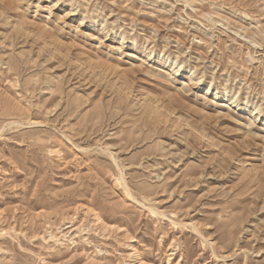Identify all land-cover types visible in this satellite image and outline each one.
Instances as JSON below:
<instances>
[{
    "label": "rangeland",
    "instance_id": "rangeland-1",
    "mask_svg": "<svg viewBox=\"0 0 264 264\" xmlns=\"http://www.w3.org/2000/svg\"><path fill=\"white\" fill-rule=\"evenodd\" d=\"M264 264V0H0V264Z\"/></svg>",
    "mask_w": 264,
    "mask_h": 264
},
{
    "label": "bare ground",
    "instance_id": "bare-ground-1",
    "mask_svg": "<svg viewBox=\"0 0 264 264\" xmlns=\"http://www.w3.org/2000/svg\"><path fill=\"white\" fill-rule=\"evenodd\" d=\"M138 264H145V263H143L142 261H138Z\"/></svg>",
    "mask_w": 264,
    "mask_h": 264
}]
</instances>
